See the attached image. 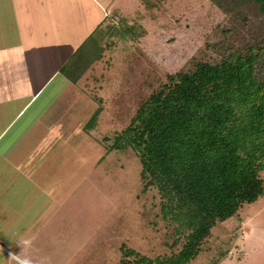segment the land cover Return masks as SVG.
<instances>
[{
    "label": "rangeland",
    "instance_id": "374dc122",
    "mask_svg": "<svg viewBox=\"0 0 264 264\" xmlns=\"http://www.w3.org/2000/svg\"><path fill=\"white\" fill-rule=\"evenodd\" d=\"M115 4L112 10L117 14L109 13L103 32L94 31L65 64L71 69L68 74L77 77L75 109L83 111L77 118L82 121L77 135L84 134L83 126L102 108L95 128L86 132L95 146L87 147L92 152L85 157L93 162L96 158L95 164L90 168L87 163L81 175L65 173V180L76 183L65 201L47 204L49 196L39 188L37 222L8 230L6 238L0 235V264H8L10 252L33 264H125L131 258L129 249L163 258L178 253L186 242L188 232H180L178 224L164 217V197L157 185L144 189L147 181L138 154L130 147L107 148L170 74L194 70L200 62H218L231 51L264 40V14L253 2L229 12L215 0ZM125 26H134L136 32L125 33ZM0 42L3 45L4 39ZM260 71L264 75V64ZM54 167L58 171V163ZM52 175L42 177L59 189L62 178L54 181ZM261 177L264 180V170ZM45 184L43 189L48 188ZM58 189L53 196L62 198ZM28 204L34 207L35 201ZM24 239L31 240V246H21L19 240ZM187 264H264V194L218 222Z\"/></svg>",
    "mask_w": 264,
    "mask_h": 264
},
{
    "label": "trees",
    "instance_id": "16d2710c",
    "mask_svg": "<svg viewBox=\"0 0 264 264\" xmlns=\"http://www.w3.org/2000/svg\"><path fill=\"white\" fill-rule=\"evenodd\" d=\"M215 2L226 12L253 2L264 14V0ZM109 15L97 31L103 32ZM123 22L127 24L125 18ZM125 27V33L136 32L134 26ZM262 64L264 40L218 62H200L194 70L170 74L116 134L107 151L133 149L147 181L144 189L157 185L164 217L188 232L178 253L152 258L129 249L125 264H187L218 222L264 194ZM68 70L65 65L63 71ZM101 111L97 108L88 120L87 131L95 128Z\"/></svg>",
    "mask_w": 264,
    "mask_h": 264
},
{
    "label": "crops",
    "instance_id": "0c3cea01",
    "mask_svg": "<svg viewBox=\"0 0 264 264\" xmlns=\"http://www.w3.org/2000/svg\"><path fill=\"white\" fill-rule=\"evenodd\" d=\"M115 3L116 0L0 1V38L4 39L3 45L0 42L3 238L12 228L18 230L37 222L39 188L49 196L45 198L47 204H58L76 189L75 182L64 179L65 173L68 177L81 175L87 163L90 168L95 164L96 158L93 162L85 157V153L92 152L87 147L95 146L85 125L81 129L84 134L77 135L82 123L77 118L83 111L75 109V81L63 67L70 55L98 30ZM51 91L48 103L39 110V103ZM51 162L53 167H48ZM48 172L53 173L54 181L62 178L59 189L49 186V180L42 177ZM43 183L49 189H43ZM57 189L62 198L53 196ZM31 200L35 201L34 207L28 204ZM29 209L32 214L28 215Z\"/></svg>",
    "mask_w": 264,
    "mask_h": 264
},
{
    "label": "clouds",
    "instance_id": "9594fccd",
    "mask_svg": "<svg viewBox=\"0 0 264 264\" xmlns=\"http://www.w3.org/2000/svg\"><path fill=\"white\" fill-rule=\"evenodd\" d=\"M20 245L24 247H29L32 241L29 239L19 240ZM8 264H33V261L28 257H22L21 254L17 255L15 253H9Z\"/></svg>",
    "mask_w": 264,
    "mask_h": 264
}]
</instances>
